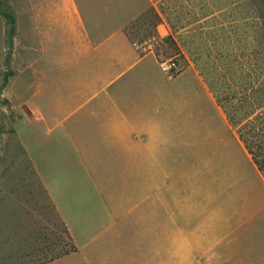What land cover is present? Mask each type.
<instances>
[{"label":"crops","instance_id":"crops-1","mask_svg":"<svg viewBox=\"0 0 264 264\" xmlns=\"http://www.w3.org/2000/svg\"><path fill=\"white\" fill-rule=\"evenodd\" d=\"M149 3L29 1L20 132L75 245L42 264H230V254L264 253V171L201 70L171 76L135 44L127 27ZM214 109L223 135L212 132Z\"/></svg>","mask_w":264,"mask_h":264},{"label":"rangeland","instance_id":"rangeland-1","mask_svg":"<svg viewBox=\"0 0 264 264\" xmlns=\"http://www.w3.org/2000/svg\"><path fill=\"white\" fill-rule=\"evenodd\" d=\"M29 1L0 0V264H38L71 247L20 132L29 116ZM135 20L128 32L145 50L201 70L264 166V0H150ZM225 131L214 109L212 132ZM230 264H264V253L230 254Z\"/></svg>","mask_w":264,"mask_h":264},{"label":"trees","instance_id":"trees-1","mask_svg":"<svg viewBox=\"0 0 264 264\" xmlns=\"http://www.w3.org/2000/svg\"><path fill=\"white\" fill-rule=\"evenodd\" d=\"M136 20H134L133 22H135ZM132 22V23H133ZM15 30H16V26H15V19H13L12 20V37L15 35ZM127 31H128V27H127ZM129 33V32H128ZM130 34V33H129ZM130 36L134 39V37L130 34ZM135 40V39H134ZM10 44L12 45V41L10 42ZM241 135V134H240ZM241 138L245 141V143H246V145H247V148L249 149V151H250V153L253 155V158H254V160H255V162L258 164V166H259V168L262 170V171H264V166L259 162V160H258V158L256 157V155L253 153V151L251 150V148L248 146V144H247V142H246V140L243 138V136L241 135ZM63 223V222H62ZM63 225H64V223H63ZM64 228H65V232H66V234L68 235V237H69V239L71 240V237L69 236V234H68V231H67V229H66V227H65V225H64ZM75 249V245L73 244V242H72V240H71V247L70 248H68V249H65V250H63L62 252H59V253H57V254H54L53 256H51L49 259H47V260H45V261H41L40 263H38V264H42V263H45V262H47V261H49V260H53V259H55V258H57V257H60V256H62V255H64V254H66V253H68V252H70V251H72V250H74Z\"/></svg>","mask_w":264,"mask_h":264},{"label":"built area","instance_id":"built-area-1","mask_svg":"<svg viewBox=\"0 0 264 264\" xmlns=\"http://www.w3.org/2000/svg\"><path fill=\"white\" fill-rule=\"evenodd\" d=\"M135 44L141 46L137 41H135ZM159 66L162 71L171 76L177 74L181 70L179 62L173 58L159 60Z\"/></svg>","mask_w":264,"mask_h":264}]
</instances>
